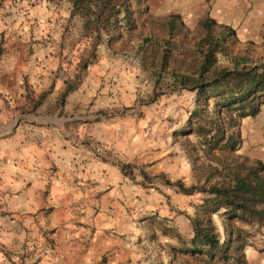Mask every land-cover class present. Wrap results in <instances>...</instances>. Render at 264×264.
I'll use <instances>...</instances> for the list:
<instances>
[{"label": "rangeland", "instance_id": "obj_1", "mask_svg": "<svg viewBox=\"0 0 264 264\" xmlns=\"http://www.w3.org/2000/svg\"><path fill=\"white\" fill-rule=\"evenodd\" d=\"M248 2L243 19L231 26L237 38L229 49L258 61L264 58V0ZM183 3L184 0H147L148 17H152L153 22L148 18L145 29L156 30L159 20L169 13H179L184 28L177 37L185 47L191 48L200 34L197 21L202 17L198 14H208L210 3L209 0L201 3L205 9L199 13L181 14L177 9L182 8ZM69 7L64 0L51 3L0 0V51L4 50L2 43L9 45L7 42L21 39L20 49L53 53L58 71L66 75L72 89L83 98L81 109L85 112L81 113L94 115L88 122L89 138L85 144L93 153L98 147L101 157L119 168V175L110 172V178L122 181L117 183L113 194L106 196L111 200L106 198V216L98 229L96 226L91 229L99 230L100 242L119 243V258L126 264L128 261L135 264H208L205 258L179 250L177 238L162 234L158 223L169 225L181 237H189L190 224L184 213L192 214L193 203L201 197L200 194L179 193L155 177L180 179L187 185L196 181L179 140L171 136L172 129L183 122L192 106V93L182 89L165 92L152 100V77L141 68L130 50L113 52L102 44L95 47L93 59L88 57L89 42L82 35L81 20L69 15ZM220 17L228 20L223 8L218 14ZM87 59L91 63L82 68L81 61ZM218 62L227 64L224 58ZM22 81L25 98L27 96L31 104L40 94L34 98L26 79ZM248 119V125L257 123V118L250 117L243 123ZM240 135L244 143L241 141L236 153L253 158L251 154H257V147L247 146V134L242 127ZM122 165H125V174L120 170ZM140 170L153 177L150 182L143 180ZM109 210L112 217H107ZM213 219L221 236L222 224ZM237 232L239 241L251 245L242 250L245 264H264V225L236 223L232 238Z\"/></svg>", "mask_w": 264, "mask_h": 264}, {"label": "trees", "instance_id": "obj_2", "mask_svg": "<svg viewBox=\"0 0 264 264\" xmlns=\"http://www.w3.org/2000/svg\"><path fill=\"white\" fill-rule=\"evenodd\" d=\"M64 1L70 6L69 15L81 20L82 35L89 42L88 57L93 59L95 47L102 44L113 52L130 50L152 77V100L182 89L192 93V106L171 136L179 140L196 181L187 185L180 179L155 177L179 193L201 197L193 203L192 214L184 213L189 237L158 221L160 230L177 238L179 250L205 258L208 264H245L242 250L251 245L239 241L238 232L232 238V229L236 223L264 225V166L261 160L236 151L244 119L258 118L264 107V58L255 61L247 54L232 53L229 46L237 38L234 28L207 15L197 21L200 34L188 48L177 37L184 28L179 13L159 20L156 30L145 29L147 19H152L147 0ZM220 58L227 64L219 63ZM89 63L82 60L81 67ZM71 89L66 80L59 99ZM120 170L124 173L125 165ZM141 175L147 182L153 178L144 171ZM213 218L222 224L221 236Z\"/></svg>", "mask_w": 264, "mask_h": 264}, {"label": "crops", "instance_id": "obj_3", "mask_svg": "<svg viewBox=\"0 0 264 264\" xmlns=\"http://www.w3.org/2000/svg\"><path fill=\"white\" fill-rule=\"evenodd\" d=\"M205 1L184 0L177 10L199 13ZM209 3L210 12L199 18L207 15L230 26L249 8L248 0ZM222 8L226 21L218 18ZM21 41L4 42L0 51V264H126L119 258L120 244L100 242L97 230L106 198L111 200L106 196L122 181L109 173L119 175V168L106 162L98 147L93 153L85 144L94 115L81 113V94L71 89L59 99L67 79L54 54L20 49ZM23 78L33 97H42L32 108ZM258 116L242 131L247 146L257 147L252 157L264 166V107Z\"/></svg>", "mask_w": 264, "mask_h": 264}]
</instances>
